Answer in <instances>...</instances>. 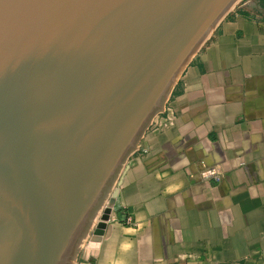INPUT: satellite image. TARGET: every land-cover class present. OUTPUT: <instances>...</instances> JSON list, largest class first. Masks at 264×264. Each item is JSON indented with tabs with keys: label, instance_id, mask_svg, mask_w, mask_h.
Instances as JSON below:
<instances>
[{
	"label": "water",
	"instance_id": "95a60500",
	"mask_svg": "<svg viewBox=\"0 0 264 264\" xmlns=\"http://www.w3.org/2000/svg\"><path fill=\"white\" fill-rule=\"evenodd\" d=\"M240 1L0 0V264H75L152 118Z\"/></svg>",
	"mask_w": 264,
	"mask_h": 264
},
{
	"label": "crops",
	"instance_id": "0c3cea01",
	"mask_svg": "<svg viewBox=\"0 0 264 264\" xmlns=\"http://www.w3.org/2000/svg\"><path fill=\"white\" fill-rule=\"evenodd\" d=\"M153 120L80 264H264V0L217 26Z\"/></svg>",
	"mask_w": 264,
	"mask_h": 264
},
{
	"label": "rangeland",
	"instance_id": "374dc122",
	"mask_svg": "<svg viewBox=\"0 0 264 264\" xmlns=\"http://www.w3.org/2000/svg\"><path fill=\"white\" fill-rule=\"evenodd\" d=\"M244 1H246V0H241L240 2H238V3H237V4H236V5H235V6H234V7H233V8L227 13L226 17L229 16L230 14L234 13V12L240 7V5L244 3ZM226 17H224L223 20H224ZM223 20H222V21H223ZM222 21H221V22H222ZM221 22H220V23H221ZM220 23H219V24H220ZM214 32H215V31H214ZM214 32H213V33H214ZM213 33H212V35H213ZM180 77H181V76H180ZM180 77H179V79H180ZM179 79H178V81H179ZM176 87H177V84H176L175 86H173V88H172V90H171V92H170L169 98H168V99L166 100V102H165V106L168 105L169 102L171 101L172 96H173V94H174V92H175ZM165 106H164V107H165ZM158 115H161V112H158V113H156V114L154 115V117L152 118V120H151L150 124L148 125V127L151 125L153 119L156 118V117H158ZM148 127H147V128H148ZM150 127H151V126H150ZM146 130H147V129H146ZM146 130H145V132H146ZM145 132H144V133H145ZM127 161H128V158H127V160H126V162H125V164H124V166H123V168H122V170H121V172H120V175H119V177H118V179H117V181H116V183H115V185H114L113 190H114V189L118 186V184H119V178H120L122 172L124 171V168H125V166H126V164H127ZM112 193H113V191L111 192V194H110L109 197L107 198V200H106V202H105L103 208H100V210H99V212H98V214H97V216H96V218H95V220H94V222H93V224H92V226H91V228H90V230H89V232H88L86 238L84 239V241H83V243H82V245H81V247H80L79 252L82 251V249L88 244V241L90 240V238H91L93 235H95V236L98 237V241H97V242H99V241L101 240V238L104 236V234H105V230L107 229V226H108V224H109V222H110V219H111V217L108 218V216H106L104 210H105V208L107 207V203L109 202L110 197L112 196ZM80 259H81V257L79 256V253H78V256H77V259H76L75 264H80Z\"/></svg>",
	"mask_w": 264,
	"mask_h": 264
},
{
	"label": "built area",
	"instance_id": "2783aa9c",
	"mask_svg": "<svg viewBox=\"0 0 264 264\" xmlns=\"http://www.w3.org/2000/svg\"><path fill=\"white\" fill-rule=\"evenodd\" d=\"M252 1L253 0L244 1V3L241 4L239 8H246V7L250 6ZM152 124H154V120L152 121L151 125ZM200 177H201V179L209 181V182H211L213 184H218L222 180V173H221V171L218 168H216V167H208L204 163H202V171L200 173ZM107 205H108V203H107ZM115 212L116 211H114L113 213H115ZM124 222L129 224V225L133 224L132 217L131 216H125L124 217Z\"/></svg>",
	"mask_w": 264,
	"mask_h": 264
}]
</instances>
